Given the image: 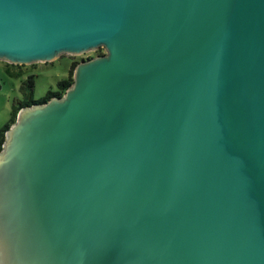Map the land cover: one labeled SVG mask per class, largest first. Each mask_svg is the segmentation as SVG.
I'll list each match as a JSON object with an SVG mask.
<instances>
[{
    "label": "water",
    "instance_id": "water-1",
    "mask_svg": "<svg viewBox=\"0 0 264 264\" xmlns=\"http://www.w3.org/2000/svg\"><path fill=\"white\" fill-rule=\"evenodd\" d=\"M0 150V264H264V0H0V61L78 56Z\"/></svg>",
    "mask_w": 264,
    "mask_h": 264
},
{
    "label": "rangeland",
    "instance_id": "rangeland-1",
    "mask_svg": "<svg viewBox=\"0 0 264 264\" xmlns=\"http://www.w3.org/2000/svg\"><path fill=\"white\" fill-rule=\"evenodd\" d=\"M96 52L102 55L105 50L104 48H98L95 51L78 56L61 55L50 63L13 65L16 66L12 68L14 72H24L21 76H14L7 72L5 68L7 63L0 61V130L10 120L13 106L23 100L21 85L28 76H34L33 100L39 101L49 91H57V83L67 77L71 63H79L81 59L86 60L91 56L95 57Z\"/></svg>",
    "mask_w": 264,
    "mask_h": 264
},
{
    "label": "trees",
    "instance_id": "trees-1",
    "mask_svg": "<svg viewBox=\"0 0 264 264\" xmlns=\"http://www.w3.org/2000/svg\"><path fill=\"white\" fill-rule=\"evenodd\" d=\"M100 54L101 53L96 52L95 56H98ZM93 57L91 56V57H89L87 59H90V58H93ZM80 61H82V59ZM77 64H78L77 62H74V63L70 64L68 75H67L66 78L58 81V83H57V91L56 92L49 91L46 94V96L44 98L40 99L39 101H34L33 100V86H34L33 77L34 76L30 75V76L27 77V79L25 81L22 82L21 90H22L24 98H23L22 101H19L15 106H13L10 120L0 130V150H1L2 143L4 141V134L8 130V128L15 122L16 116H17L19 110L22 109V108H25V107H29V106L34 105V104H42V103L50 100L51 98H53L55 96L63 95L64 91L66 89H68L73 83V79H72L73 71H74L75 67L77 66ZM14 67H16V66H13V65H10V64H6L5 68H6L7 72H9L10 74H12L14 76H21L24 73L22 71H15L14 72L12 70V68H14ZM8 68H10V69H8Z\"/></svg>",
    "mask_w": 264,
    "mask_h": 264
}]
</instances>
